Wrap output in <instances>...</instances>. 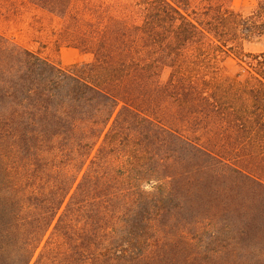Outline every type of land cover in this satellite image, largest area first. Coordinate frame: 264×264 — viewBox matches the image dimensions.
<instances>
[{"label": "trees", "instance_id": "1", "mask_svg": "<svg viewBox=\"0 0 264 264\" xmlns=\"http://www.w3.org/2000/svg\"><path fill=\"white\" fill-rule=\"evenodd\" d=\"M75 1L69 0V35L76 48L92 53L90 61L61 67L0 33V264H34L51 226L56 244L59 238L69 244V264L153 257L163 240L170 181L149 167L139 142L150 133L177 135L146 113L153 84L173 89L187 106L202 88L231 93L219 106L238 128L264 136V49L245 51L229 41L251 31L262 35L264 0L252 27L241 17L228 26L236 13L200 12L191 0ZM33 3L56 11L58 0ZM191 48L199 53L183 59ZM214 50L244 63L247 76L233 79L205 67V51ZM164 65L171 73L160 85L155 75ZM139 127H147L145 138ZM154 179L155 191L141 189ZM250 255L264 261V253Z\"/></svg>", "mask_w": 264, "mask_h": 264}, {"label": "rangeland", "instance_id": "2", "mask_svg": "<svg viewBox=\"0 0 264 264\" xmlns=\"http://www.w3.org/2000/svg\"><path fill=\"white\" fill-rule=\"evenodd\" d=\"M33 1L0 0V33L61 67L90 61L92 53L76 48L69 35V0H58L56 11ZM259 2L191 0L200 12L236 13L238 16H228L231 27L239 17L246 20L245 26L252 27L260 17L255 14ZM59 10L65 12L61 15ZM229 41L241 42L245 51L258 52L264 49V32L234 35ZM68 48L81 52V60L74 62L69 57L62 62L60 51ZM214 52L205 51V67L233 79L247 76L245 64L232 54ZM198 53L191 48L182 56L191 59ZM170 73L169 65L162 66L155 82L165 84ZM211 91H195L187 106L173 89L149 86L147 95L152 104L146 113L177 135L156 138L150 133L145 138L147 127L137 128L145 138L143 143L138 142L148 152L149 167L168 177L171 196L160 219L162 228L164 225L162 243L152 258L135 264H264L262 259L250 258L251 252L264 253V136L244 132L231 120L229 110L219 106V101L231 93ZM158 140L162 141L160 146ZM159 157L161 161L157 162ZM54 232L51 226L42 236L34 264H69V244H62L60 238L56 244Z\"/></svg>", "mask_w": 264, "mask_h": 264}, {"label": "crops", "instance_id": "3", "mask_svg": "<svg viewBox=\"0 0 264 264\" xmlns=\"http://www.w3.org/2000/svg\"><path fill=\"white\" fill-rule=\"evenodd\" d=\"M65 54H67V56H65ZM69 55V56H68ZM82 53L79 52L78 50L74 49V48H68V49H61L60 51V58L62 60V62H64L66 60V58H72V60L74 62H77L79 60H81L82 58Z\"/></svg>", "mask_w": 264, "mask_h": 264}, {"label": "clouds", "instance_id": "4", "mask_svg": "<svg viewBox=\"0 0 264 264\" xmlns=\"http://www.w3.org/2000/svg\"><path fill=\"white\" fill-rule=\"evenodd\" d=\"M157 184V181L154 179L151 181V183H144L141 185V189L145 192H153L155 191V185Z\"/></svg>", "mask_w": 264, "mask_h": 264}]
</instances>
